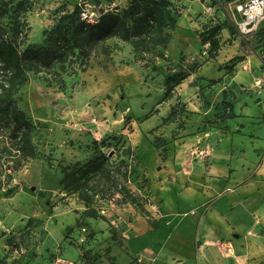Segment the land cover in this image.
I'll use <instances>...</instances> for the list:
<instances>
[{"label":"rangeland","instance_id":"rangeland-1","mask_svg":"<svg viewBox=\"0 0 264 264\" xmlns=\"http://www.w3.org/2000/svg\"><path fill=\"white\" fill-rule=\"evenodd\" d=\"M83 1L86 0H0V39L12 37L20 22L30 26L21 49L41 46L44 32ZM129 1L107 0L102 5L113 2L121 9ZM168 1L175 19L188 15L198 22L191 37L196 41L191 46L185 40L174 39L176 27L170 30L172 39L167 48L151 52L146 51L144 43L142 46L141 38L130 42L112 39L106 43L109 54L99 50L87 72L64 76V89L46 81L44 74L31 75L30 82L21 89L19 106L35 125L32 139L37 154L0 192V264H143L126 254L123 232L139 216L150 226L156 222L148 211L151 182L145 166L161 168L166 159L172 158V148L180 147L181 139L186 137L181 136L183 131L197 135L215 129L204 137L207 143L202 147L208 150L211 139L217 141L218 130L231 128L228 116L233 112L234 94L219 98L207 88L222 83L216 80L221 71L233 73L234 65L246 56L260 55L264 64V40L258 37L264 27L252 40H243L237 34L234 7L245 0ZM20 2L23 9L18 8ZM93 4L99 12L100 7ZM208 6L213 8L211 13H206ZM224 22L234 32L223 29L219 33L218 56L211 59L204 54L206 45H199L198 40L202 42L212 27ZM200 66H205L203 76L209 84L200 87L197 96L208 99L206 103L213 107L210 117L199 126L190 123L193 112L180 102L168 113L169 120L163 118L159 127L144 130V125L155 123L152 117L166 96L167 75L177 74L176 84ZM175 89L176 86L172 90ZM174 96L171 91L169 97ZM222 115L223 120L216 119ZM162 139L167 146L156 149L154 146ZM191 139L196 140L190 142L193 149L201 146L199 137ZM100 154L115 164L123 160L129 165L133 174L127 186L135 195V203L129 196L120 195L98 199L94 207L99 218L93 219L84 216L87 207L78 196L64 192L57 182L63 178L60 166L85 164ZM79 249L91 255L83 258Z\"/></svg>","mask_w":264,"mask_h":264},{"label":"crops","instance_id":"crops-1","mask_svg":"<svg viewBox=\"0 0 264 264\" xmlns=\"http://www.w3.org/2000/svg\"><path fill=\"white\" fill-rule=\"evenodd\" d=\"M198 27L188 15L178 18L174 39L190 45ZM260 58L240 59L233 73L221 71L216 80L222 83L211 88L203 76L205 66L189 71L175 96L156 108L155 123L144 125L146 131L159 127L181 102L193 112L189 122L199 126L213 111L208 99L198 98L200 87L214 90L219 98L225 92L234 94L231 128L218 130L217 141H210L213 147L202 146L206 134L215 129L197 135L186 130L181 146L172 148L174 156L162 161L161 168L145 166L151 182L148 211L156 222L150 226L139 216L126 228V254L143 264H264V64ZM192 137H199L201 146L193 149Z\"/></svg>","mask_w":264,"mask_h":264},{"label":"trees","instance_id":"trees-1","mask_svg":"<svg viewBox=\"0 0 264 264\" xmlns=\"http://www.w3.org/2000/svg\"><path fill=\"white\" fill-rule=\"evenodd\" d=\"M23 7V2L18 3V8ZM170 7L168 0H131L124 8L102 11L98 21L92 24L81 19L80 7L77 6L72 12L62 14L44 32L45 39L41 46L27 45L21 49L28 39L30 26L20 22L12 37L0 39V192L9 187L29 160L36 158L32 139L35 125L20 108L18 97L21 89L30 82L31 75L44 74L46 81L64 89V76L87 72L99 50L102 54H109L106 43L112 39L130 42L134 38H141L147 52L156 48L166 49L172 39L170 30L177 28V19L173 17ZM223 29L234 32L225 22L217 24L201 42L210 45L208 54L211 59L218 56L220 43L217 37ZM258 37L264 40V33ZM176 77L177 74L167 75V93L162 101L168 100L171 91L174 92L173 87L187 78L174 84ZM224 104L232 105L228 102ZM234 117L232 112L228 119ZM170 118H165V121ZM216 119L223 120L224 116H216ZM160 141L154 146L156 149L165 148L168 144L166 140ZM128 149L132 151L131 147ZM60 170L63 178L58 180V186L64 192L77 195L86 205L85 217L99 218L94 207L98 199L120 195L129 196L135 203V195L127 186L133 171H129V165L123 160L115 164L111 158L100 154L85 164L62 165ZM39 196L44 197L43 194ZM79 250L83 258L91 255L89 251Z\"/></svg>","mask_w":264,"mask_h":264},{"label":"built area","instance_id":"built-area-1","mask_svg":"<svg viewBox=\"0 0 264 264\" xmlns=\"http://www.w3.org/2000/svg\"><path fill=\"white\" fill-rule=\"evenodd\" d=\"M107 0H86L78 4L80 7L81 19L88 23H96L101 16L102 11L113 10L118 6L113 2H109L107 5H102V2ZM96 2L97 6L100 7V11H95ZM213 11L212 6L206 8V13ZM239 19H237V17ZM234 28L237 34L243 40H252L258 36V33L262 29L264 22V0H245L239 1L234 7ZM208 50H205L204 54L208 55L210 45H206ZM66 263L65 261H61Z\"/></svg>","mask_w":264,"mask_h":264}]
</instances>
